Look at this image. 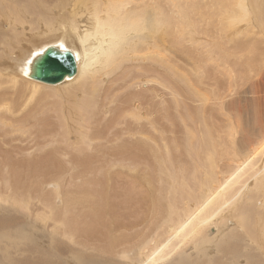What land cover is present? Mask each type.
I'll return each instance as SVG.
<instances>
[{"label":"bare ground","instance_id":"6f19581e","mask_svg":"<svg viewBox=\"0 0 264 264\" xmlns=\"http://www.w3.org/2000/svg\"><path fill=\"white\" fill-rule=\"evenodd\" d=\"M68 1H72L73 6L70 15L66 16L60 12L55 17H44L43 22L49 26L46 30L52 34L43 37H30L24 40L23 34L16 32L12 40L15 43L20 42V44H16L18 51L16 53L13 51L6 53L5 61V52L0 48V70L3 73L10 74L11 68L13 72L25 77L13 74L22 78V80L13 77L14 81L7 82L5 80L7 77L0 73V131H3V133H0V142L3 138L6 139L15 135H28L31 137L34 134L35 136L30 140V143L34 145L45 146L48 142L54 143L53 148H48V157L63 156L64 158L66 156L67 159L68 156L72 155H84V157L91 156L95 159H101L100 157H102L103 159V157L126 156L131 159H140L144 163L146 159L149 160L152 157L157 159L161 156V143L167 139V132L171 131L176 134L175 128L178 126L180 118L183 126L186 127H191L193 122L196 121L197 125L204 124L209 128L217 125L216 128H222L218 131L219 135L216 133L215 136L221 137L222 139L217 140L222 141L220 143L222 145L230 146L229 148L234 146L233 143L237 137L240 143L264 146V130L262 129L251 137L242 139L248 134L247 128L255 129L258 124L264 122V32L256 29L262 24L263 19L256 9L253 11V6L256 4L255 0H237L234 6L228 9L224 0ZM89 1L94 4L93 8L90 7ZM1 2L5 4L8 0H1ZM194 2L195 7L199 8L201 12L204 8H209V13L212 14L213 18L218 17L216 23L219 22L218 28H222L221 34H218L221 38L219 43L222 42V45L226 41L223 30L230 32L237 25L247 23L248 29L245 36L239 37V32L234 31L236 32L235 38L238 40L233 41L232 39L229 45L225 44L224 50L228 48L232 63L228 61L224 64H221V61L216 63L219 59H216V62L215 59L212 60L211 51L208 49L204 50L206 54L192 52L190 64L179 61L181 60L178 57L180 52L178 48L181 47L179 44L180 29L183 23L182 17L186 15L188 8L191 10ZM33 3H36V1H26V8L29 10L34 9ZM63 4H65V1ZM10 9L9 14H4L7 19H18L13 12L16 8L11 6ZM54 18H58V20H54ZM64 18L68 19L69 22H66ZM83 19L90 20L93 23V31L89 28L85 32L81 31L80 23ZM58 24L60 25V31L56 32L59 30V26L56 27ZM164 35L173 38V44L167 48L168 57L156 64L153 57L163 50L166 42L163 38ZM92 38L96 39V45L90 44ZM23 41L24 46H19ZM50 46L70 49L76 58L77 76L75 75L73 80L66 78L62 86L73 83L79 75L75 83L81 82L93 65H97L94 69L95 72L100 69L106 72H114L112 69L121 67L123 71L138 69L145 76L141 79L144 81L140 86L138 84L135 90L123 95L118 106L110 108L103 115L101 114L102 111L100 113L101 109L97 110L99 102L95 94L86 99V104L82 102L85 106L93 105V108L87 114L88 117H91L92 122L89 125L90 130L85 140L79 142L78 147L66 136L62 116L58 112L53 111L51 114L39 115V108L44 109L45 112L46 107L53 105L54 96L51 93L52 91L42 87L45 85H38L39 83L36 82L40 81L30 77L28 70L33 58L43 53ZM222 59L223 57H221ZM137 60L147 63L143 65L140 63L139 66L130 64ZM182 66L191 69V75L186 73ZM213 70L218 71L213 72ZM160 78L163 79V82L158 84L160 87L150 81ZM114 87L115 85L112 86L111 84V86L99 91V99H103ZM119 87L122 88L123 85ZM240 87H244L243 91L247 88L249 93H253L250 99L247 98V92L244 96L242 90L240 91ZM117 89L119 88L117 87ZM77 103L79 102L74 99L70 105H66L69 109V121L74 115H78L80 118L83 117V112L80 111L81 114L76 112L75 105ZM106 105L105 103L104 106ZM126 110L133 113H123ZM108 112L111 113L109 117H107ZM55 120H58V122H55ZM222 122L226 123L223 124ZM207 124H211V126ZM225 125H227L228 130L223 129ZM40 136L45 140L40 141ZM124 136L126 137L122 138ZM50 139L54 140L49 141ZM104 139L109 144L114 140H120V143L117 142L114 148L113 145L107 147L104 141L103 144L98 143V141ZM55 140L59 144H55ZM217 144L215 142L212 152L206 157L208 159L207 164L212 167V171L220 169L225 161L222 156L216 155L218 151H216V148L220 146L218 144L217 147ZM21 148V145L18 144L8 151L5 155L6 159L1 161L0 164L1 189L7 184L6 190L11 193L13 207L15 205L16 208H19L20 204H22L21 207L24 206L25 201L29 203V198L22 194L24 190L31 192V188L34 186H24V180L22 181L21 177H30L37 169L43 174L42 171L44 170L41 167L45 166V162L48 161H43L40 158L38 160H35V158L34 160L21 161L18 169L16 162L18 158L15 157L16 155L24 156L19 153ZM71 149L75 151H71ZM56 162H58V159ZM20 170L23 171L24 175L20 173ZM144 170L142 173H144L146 179L139 182V175L135 179V183L142 192L139 194L140 198H137L138 201L142 199L146 201L147 198H150L153 200V206L147 212L148 215L142 216L144 217L143 223L134 224L127 221V224L113 221L115 206H120L122 209L131 203H134V206L136 205L134 195L128 194L130 199L128 197V201H123L121 199L123 194L119 193L113 185H108L107 191L110 193L105 192L106 194L103 195L98 193L88 201L85 200L84 205L82 204L83 207L85 205L88 207V211L86 210V215L89 214L88 217L103 215L105 216L103 217L104 220L108 218L105 223L94 218L97 220L94 225L99 226L102 224L100 225L102 228L98 231L99 234L96 233V229L93 231L92 223L87 222V220L80 224L79 217L82 219L83 215L74 216L71 214L70 205L64 206V211L66 210L64 215H61L59 211L55 214L54 209L51 212L49 211V217L55 223L52 224L54 225L53 230L48 235L45 244L42 242V236L25 232L23 226L18 225L16 215H13V212L8 215L0 214V264H71L72 262L73 264H234V260L236 262V260L243 257L247 258L246 264H264V249L260 247L259 243L252 247H248L249 243L241 247L232 243L240 237V228H233V231H235L233 238L230 236V238L220 239L218 243L212 237L209 233V225L216 223L213 218L216 215L217 207L215 206V199L207 198V193L203 188L198 192L197 202L190 203L186 199V201L176 202L175 198L168 203L166 198H170V189L163 188V190L158 191V187L152 186L154 183L151 180V173L149 170L148 172ZM131 172L133 170L129 169L126 175L123 176L122 174L117 177L121 192L123 184L130 180L127 179L128 181H126L125 179L130 177ZM234 172L237 176L241 173V170H235ZM35 174L39 175L38 173ZM32 177L34 176L32 175ZM204 178L210 179V175L205 173ZM218 181L217 188L220 196L230 194L231 181L226 179L222 182L220 175ZM52 184L55 185V188L58 187L56 184ZM185 186H187L186 183ZM43 188L41 189V197L44 200H49V193L47 194L46 191L43 193L46 190L45 187ZM176 189L175 196H179V191L176 192ZM19 190L20 192L23 190L22 194L16 196ZM53 190L57 191L58 189ZM69 191L72 192V190ZM212 191L217 193L215 185L212 186ZM84 193L86 192L84 191ZM190 193L188 194L190 195ZM27 194L30 196V193ZM59 194L61 192L56 195ZM125 196L127 195L125 194ZM205 198L207 199L206 203H204ZM43 199L41 200L44 201ZM74 202L71 200L72 205H75ZM193 207H197V215H195ZM137 208L140 210L142 205L141 208L140 206ZM101 209H103V212H101ZM136 211L138 210L136 209ZM119 213L117 212V214ZM130 219L132 221L133 218ZM247 219L248 210L246 211ZM146 221L149 224L143 229L136 226L139 224L144 226ZM263 221L264 215L262 217L255 216L253 221H249L246 236L251 238L250 227L262 228ZM134 226L136 227L132 230ZM91 231L96 232L91 233ZM207 231L209 238L207 236L205 238L203 235ZM116 232H119V234ZM210 242H213L211 246L209 245ZM216 245L218 250H210V247L214 248Z\"/></svg>","mask_w":264,"mask_h":264},{"label":"rangeland","instance_id":"374dc122","mask_svg":"<svg viewBox=\"0 0 264 264\" xmlns=\"http://www.w3.org/2000/svg\"><path fill=\"white\" fill-rule=\"evenodd\" d=\"M26 1L28 0H8V2L5 4L4 2L0 3V48H2L5 52L4 61H5L6 53H11L12 51L16 53L18 51L16 44H20V42L15 43L12 40V37L16 32L22 33L24 36V40L30 37H43L45 35L52 34L46 30V28H48L49 26L43 22L44 17L45 16L55 17V15L60 12L68 16L70 15L71 10L73 9L72 1L69 2L68 0H46V1L35 0L36 3H33L34 9L29 10L26 8ZM33 1L34 0H32V2ZM64 1L65 4H63ZM236 1L237 0H224V3L226 4V8L228 9L231 6H234ZM255 1L256 4H254L253 6V11L256 9L258 11L259 16L263 19L262 24L258 26L256 29L264 32V0H255ZM89 5L91 8L94 7L92 1H89ZM11 6L16 8V10L13 11L15 15H17L18 19L16 20H14V18L7 19V16L4 15L5 13L11 12L10 9ZM192 6L193 7H191V10H189L188 8L186 15L182 17L183 23L180 29L181 35H180V44H179V46L181 47L178 48L180 50L178 57L181 60L179 61L180 62L184 61L183 62L184 64H190L192 52H201V53L203 52L204 54H206L204 50L208 49L211 51L212 60L215 59L216 62V59L217 60L219 59L216 63H220V61L221 64H224L226 61L232 63V60H230L231 57H229L230 52L228 51V48L224 50L225 44L229 45V42H231L232 39L233 41L238 40L235 38L236 32L234 31L239 32L238 34L239 37L245 36L246 30L248 29L247 23L244 22L242 24L237 25L236 28L230 32H225V30H223V35L225 37L224 39L226 41L224 42L223 40L224 45H222V42L221 44L219 43L220 42L219 40H221V38L220 36H218V34L220 35L222 32L221 30L222 28L219 29L218 28L219 22L216 23L218 17L216 16L215 17L216 19H214L212 14L209 13L210 12L209 8H204L205 10L203 9V12H201L199 8L195 7V2L193 3ZM54 20H58V18H54ZM64 20H66V22H69L68 19L66 18H64ZM80 25H81V31L83 32H85L88 28L91 29V31H93V23L90 20L83 19ZM58 26H59V30L56 32L60 31V25L58 24L56 27ZM163 38H165L166 41L165 46H163V50L161 52L156 53L153 57L156 64L161 62L164 58L168 57L167 54L169 55V53H167V48H169L173 44V38H168L166 35H164ZM24 44L25 43L23 41L19 46H24ZM90 44L96 45L97 44L96 39L92 38ZM223 50H224V54H223ZM221 57H223L222 60ZM140 63L143 65L144 63L147 62L137 60L135 62H131L130 64L134 66H139ZM12 65L14 64L12 63ZM95 67H97V65L92 66V69L84 76L81 82L75 83L79 78L80 76L79 75L78 78L73 83L66 84L64 86H62L64 80L57 84H52L56 86H52L51 84L48 83L46 84L45 82L40 80L37 81H40L41 83L33 80L34 82L39 83L38 85L40 84L45 85V86L42 85L40 86L47 88L49 91H52L51 93L54 96V101L52 103L53 105L50 107H46L45 112L44 109L39 108L40 109L39 115L43 116L46 113L51 114L53 113V111L58 112L62 116V121L64 123V130L66 136L69 138L71 142H74L77 145V147L79 146L78 145L79 142H83L85 140V137L87 136V133L90 130L89 125L92 122L91 117H88L87 114L89 110L93 108V105L85 106L84 104L87 103L86 99L90 96H93V94H95L96 99L99 102L97 110L101 109L100 113L102 111L101 114L103 115L105 112L109 111L110 108H114L118 106L120 98L129 91L135 90V88L138 87V84L140 86L144 81L141 79L145 78L142 72L138 69H133L131 71L130 70L123 71V69L119 67L112 69L114 70V72H106L103 69H100L99 71L95 72L94 71ZM182 67L184 71H186V73L191 75L192 73L191 69L187 68V66H182ZM215 71L218 70H213V72ZM0 73L1 75L7 77L5 78L7 82L14 81L13 77H17L21 80L22 78L20 77H23L22 75L13 72L11 68H10V74L3 73L1 70ZM13 74H16L20 77L15 76ZM75 75L77 76V74ZM75 75L72 78H68V79L73 80ZM165 80L166 79L164 78V81ZM150 81L158 85L163 82V79L162 78L153 79ZM34 82H30V83H34ZM111 84L112 86L115 85V87L110 89L108 94L105 95L103 99L102 98L99 99V94H98L99 91H101L106 87L111 86ZM120 85H123V87L120 88L119 87ZM68 86L71 88H66ZM116 86L119 89H117ZM243 89L244 87L241 88L240 91L242 90L241 92L244 94V96L247 95V98L250 99L251 94L253 93H249L247 88H245L244 91ZM245 92H247L246 95ZM74 99L77 102H79L75 105L77 109L76 112L81 114L80 113L81 111L84 114H82L83 115L82 118H80L78 115H74L69 121L68 119L69 109L67 106L70 105V103H72ZM105 103L107 104L106 106H104ZM123 113L127 114L133 112L126 110ZM110 114L111 113L108 112L107 117H109ZM56 121L58 122V120H55V122ZM222 123L224 124L226 122H222ZM207 125L211 126V124H207ZM216 127L217 125L211 128L205 126L204 124L197 125L196 121L193 122V125L191 127L190 126L186 127L183 126L181 119L179 118L178 126L175 128L176 134H173L171 131L167 132L166 133L168 135L167 139L162 141L161 143V153H162L161 156L157 159H154L153 157L150 158L149 160L146 159L144 163L141 162L140 159L137 158L131 159L126 156H117L115 158L114 156L103 157V159L102 157H100L101 159L96 158L97 160L95 158H91V156L90 157L85 156L86 157L85 160L84 155L81 156L72 155V156H68L67 159L65 158L66 156L64 158L63 156L48 157V148H53L54 143L52 144L51 142L50 143L48 142L45 146L34 145L33 143H30L32 137L35 136L34 134L31 137H29L28 135L25 136L15 135L14 137H8L6 139L3 138V140L0 142V164L1 161L6 159L5 155L7 154V152L15 148L16 145L18 144H20L22 147L19 153H22L24 155V156L18 155L19 157L16 155L15 157L16 159L18 158L16 161L18 169H19V163L21 161L34 160L35 158H36L35 160H38V158H40L43 161L46 160L48 161L45 162L46 163L45 166L41 167L42 170H44L42 171L43 174L40 171H38L39 169H37L36 171L33 172V174L30 175V177L29 176H22L23 178L21 177V180L22 181L24 180L23 183L24 186L34 185L31 188L32 190L31 192L22 190L24 192L22 194L21 193L22 191L20 192L19 190L16 194V196L22 194L29 198V203H26L28 201H25L27 206L24 203V206L21 207L22 204H20L19 205L20 207L16 208L14 205L15 207L14 208L13 199L11 198V193L6 190L7 184H5L3 189H1L0 186V214L8 215V214H12L13 212V215H16L18 225L23 226L25 232H28L29 234L42 236V242L43 244H45V242H47L48 240L47 239L48 235L53 230L54 225L52 224L55 223L52 220V218L49 217L51 210L54 209L53 211L55 212V214L56 212L59 211L61 212V215H64V212L66 211V210L64 211L65 209L64 206L70 205L71 206L70 211H72L71 214H73L74 216H77L79 214L83 215L82 219L81 217H79L80 218L79 223L82 224L87 220V222L92 223L91 227H94L93 231L96 229L97 232L96 231L95 232L98 233L99 229L102 228L100 226L102 224L99 225L100 227L94 224L96 223L97 220L99 222L104 221L103 223H105V221H108V218L104 220L103 217L105 216L103 215L88 217L89 214L86 215V210L88 211V207L86 205H85L86 209L84 208L85 206L83 207L85 203L84 201L85 200L88 201L90 198H92L93 195L96 196L98 193H101L102 195L106 193H110L109 191H107L108 185L109 186L113 185V187L119 193L123 194L121 195L122 196L121 199L123 201L124 200L128 201V197L130 199V196H128V194L134 195L136 197L135 201L137 207L140 206L141 208L142 205L143 211L145 210L144 212L142 211V208L139 210V208L135 207L136 205L134 206V203L129 204V206L126 205V207L122 209L120 208V206L119 207L115 206L113 211V214L115 212L113 221L127 223V224H128L127 221L133 222L134 224L140 222L143 223L144 217L148 215L147 212L149 211L151 206H153V200L147 198L146 201L143 199L141 201L140 200L138 201V198H140L139 194L142 192L140 191V187L137 186V184L135 183V179L137 178V175H139L138 177L140 178L139 182L146 179L144 173H142L143 169H145L144 170L145 172H148L149 170V172L151 173V180L154 183L152 186L158 187V191L163 190V188L168 190L170 189L169 190L171 191L170 198L168 197L166 198V200H168V203L172 202L175 198H176V202L186 201V200L187 202L190 203L194 201L197 202L198 192L201 190V188H203L206 191L207 198L215 199V206L217 207V212L215 217L213 218V221L216 223L211 224V226L209 225L210 228L209 233H211L212 237L217 241V243L220 239H224L228 237L230 238V236L231 238H233L232 236L234 235L235 232L233 231V228L238 227L240 228V233H239L240 237L237 240H235L234 238L235 241H233L232 243L236 244V246L238 247H241L246 243H249L248 247H252L253 245H257L259 243L260 247L264 249V221L262 223V228H256L254 226L250 227L251 236H252L251 238H248V236H246L247 228L249 226V221H253L255 216L262 217L264 215V146L252 145L250 143H240L237 137L233 143L234 146L229 148L230 146L222 145L220 144L222 141L217 140V139H222L221 137L215 136L216 133L218 134L219 130H222V128L218 129ZM223 129L228 130L227 125H225V128ZM261 129L264 130V122L258 124L255 129L247 128L248 134L242 139H247L251 137L254 133H258L259 130ZM0 133H3V131H0ZM111 133L110 135L112 136ZM125 137L126 136L122 138ZM193 137L195 138L192 139ZM43 138H45V136H43ZM39 140L43 141L45 139H42V137L40 136ZM51 140L54 139H50L49 141ZM105 140L106 139L102 141H98V143L101 142L103 144V141L105 142ZM117 142L120 143V140L118 141L114 140L113 142H110V144L107 141L104 144L105 145L107 144L106 145L107 147L109 146L111 147L113 145L112 147L114 148L117 145ZM215 142L220 145L218 147L217 144L218 148H216V151L217 150L218 151L216 155L222 156L225 161L222 163L220 169L216 171H212V167H209V164H207L208 159L206 157L212 152V148L214 147ZM55 144H59V142L55 140ZM73 149H71V151H75ZM49 151H51V149H49ZM45 157L48 159H46ZM56 158L58 159V162L55 163V161H57ZM129 169H132L133 172H131L130 177L126 178L125 180L128 181L127 179H130L129 180L130 184L129 181L124 183L122 186L123 190L121 192L118 186L119 182H117V177L122 174L123 176L126 175ZM235 170L237 171L241 170V173L235 176L236 174L234 172ZM22 172L23 171L20 170V173ZM135 172L137 173L135 174ZM35 173L39 174L38 175L39 178H37L38 176ZM205 173L210 175V179L204 178ZM22 175L24 174L22 173ZM32 175L34 177H32ZM219 175L221 177L222 182H224L226 179H228V181H231V187H232L230 189V194L224 195L222 197L220 196L217 188V185H219V181H218ZM88 179L91 181H89ZM52 183L56 184V186L58 187L55 188V185H53ZM185 183L187 186H185ZM47 184L48 185L50 184V186H48ZM213 185L216 186L217 193L212 191ZM43 187L46 188V190H44L43 193H45V191L47 192V194L49 193L48 194L49 200H44L41 197V189ZM53 189H58L57 190L58 193L61 192V194L57 196L56 195L58 194L56 193L57 191ZM175 189L176 192L179 191V196L178 195L175 196ZM69 190H72V192ZM145 190L147 189L145 188ZM84 191L86 193H84ZM129 192L132 194H130ZM26 193H30V196L29 194L26 195ZM188 193H190L191 196ZM85 194L88 196H86ZM125 194L127 196H125ZM159 195L161 196V194ZM41 199H43L45 202L42 201ZM52 200L54 201V203L51 204V202H53ZM71 200L75 201L74 202L75 205L71 204ZM46 201L48 204L46 203ZM60 202H62L64 205ZM206 202L207 199L205 198L204 203ZM136 209L139 212L136 211ZM193 210L195 215H197L198 214L197 207H193ZM247 210H248V219L246 220ZM101 212H103V209H101ZM117 212L120 213L117 214ZM94 218L97 220H95ZM130 218H133L134 220L132 219L131 221ZM148 224L149 222L146 221L144 223V226L142 224L136 226H138L139 229H143ZM136 226H134L132 230ZM93 231H91V233H95ZM116 233L119 234V232ZM203 235L205 238L206 236L208 237V231ZM210 243L211 244L209 245L211 246L213 242ZM215 249L218 250L217 245L214 248L210 247V250H215ZM246 260L247 258L243 257L236 260V262L234 260L233 263L246 264ZM71 264H73V262Z\"/></svg>","mask_w":264,"mask_h":264},{"label":"water","instance_id":"95a60500","mask_svg":"<svg viewBox=\"0 0 264 264\" xmlns=\"http://www.w3.org/2000/svg\"><path fill=\"white\" fill-rule=\"evenodd\" d=\"M77 73L76 58L72 51L50 46L29 64L28 75L36 80L57 84Z\"/></svg>","mask_w":264,"mask_h":264}]
</instances>
